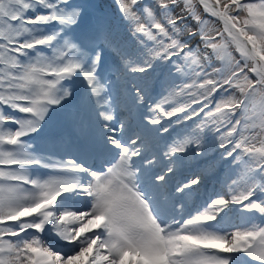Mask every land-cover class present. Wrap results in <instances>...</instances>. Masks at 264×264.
Instances as JSON below:
<instances>
[{
    "label": "snow or ice",
    "instance_id": "1",
    "mask_svg": "<svg viewBox=\"0 0 264 264\" xmlns=\"http://www.w3.org/2000/svg\"><path fill=\"white\" fill-rule=\"evenodd\" d=\"M114 3L123 32L76 0H0V264H264V0ZM64 112L111 158L43 154ZM221 163L227 192L190 209Z\"/></svg>",
    "mask_w": 264,
    "mask_h": 264
},
{
    "label": "rangeland",
    "instance_id": "2",
    "mask_svg": "<svg viewBox=\"0 0 264 264\" xmlns=\"http://www.w3.org/2000/svg\"><path fill=\"white\" fill-rule=\"evenodd\" d=\"M76 2L84 4L88 7H86L87 16L85 17V23H93V24H100L103 26H110L113 28H118L121 32L124 31L123 26L120 24V21L116 18V12H115V3L114 0H76ZM145 3L152 4V0H145ZM202 12V9H201ZM206 19L213 20L214 18L208 17L207 14H204ZM210 29L220 28L222 27L218 22H216L214 25L209 24L208 26ZM199 40V37L196 38V41ZM194 41V43L196 42ZM236 56H238V53H234ZM163 75L161 73V70H157L156 73H153L150 80L148 81V88L150 90V95L156 98L158 96V93L162 91L161 87V81L163 80ZM130 86V85H129ZM123 95V91L121 92ZM133 115L137 113L135 109L132 110ZM55 116H60L65 118L69 121L70 124H68V127H75L77 131H79V134H82V132L77 128L75 122H74V114L69 112L64 113H57ZM67 117V118H66ZM122 120V119H120ZM54 121V119H53ZM191 124V121L188 122ZM70 125V126H69ZM67 126V124H66ZM176 127V126H174ZM176 130H178V127H176ZM76 131V132H77ZM175 132H173V135ZM57 135V134H56ZM52 135L48 136L44 134V136L40 137L36 140V146L40 151L45 152L47 154L53 153V152H59L58 150H64L65 148H68L69 150L75 152L73 142L69 136H59V135ZM49 144H52L48 146ZM85 146V145H84ZM65 151V150H64ZM90 159L94 162L101 161L100 156L91 155ZM107 158H103L105 160ZM193 170H195L194 165L192 166ZM202 174L204 175V182L203 185L200 188L199 193L194 194L189 199V208L198 207L200 206L205 199H207L209 196H214V194L220 193H226L227 188L223 185V179L226 173V169L223 166V164H218L214 169L212 170H206L201 169ZM199 201V202H198ZM198 202V203H197ZM234 208L236 206H233ZM223 215V213H221ZM248 215H252L249 213ZM258 216V214H256ZM240 212H230L227 217L223 221H221V227L226 230H234L236 226H239L241 224L240 219ZM219 219V218H218ZM225 255V254H221ZM232 256H239L242 258L243 253H233V254H227ZM245 256V255H244ZM242 259H248L247 257H244ZM254 264V262H253Z\"/></svg>",
    "mask_w": 264,
    "mask_h": 264
},
{
    "label": "bare ground",
    "instance_id": "3",
    "mask_svg": "<svg viewBox=\"0 0 264 264\" xmlns=\"http://www.w3.org/2000/svg\"><path fill=\"white\" fill-rule=\"evenodd\" d=\"M122 95V94H121ZM123 96V95H122ZM139 113L137 112L135 115H133V113H128V109L121 107L120 110L117 112V118H122V120H124L125 122H127L130 125H137L139 123ZM67 118V117H66ZM54 119V121H53ZM53 119L49 122L48 128L45 132L46 135L48 136H52V135H58L59 133H61L62 131H67L68 130V124L69 121L66 120L63 117L60 116H53ZM67 124V126H66ZM70 126V125H69ZM74 133L81 135L83 138H85L88 142V145H85V147L87 148H75V152L70 151L68 148H65L64 150H58L59 152H53L50 154H47L45 152L42 151L43 154L45 155H51L53 157V159H60V158H67L69 154H74L77 156H84L85 158L88 159V163L89 164H94L96 166V163H94L93 161H91L90 157H91V152L95 151L96 153L102 154L103 156H106L105 154H103L102 152L99 151V146L97 143V137L95 136V133L93 131H89L87 134H79L78 132L74 131ZM40 150V149H39ZM83 151V155H80V152ZM103 163V160L101 161V164ZM41 173H45L47 170L45 169H40L39 170Z\"/></svg>",
    "mask_w": 264,
    "mask_h": 264
}]
</instances>
